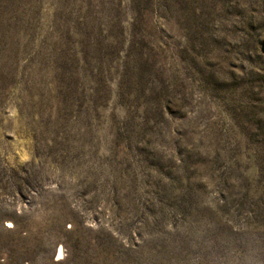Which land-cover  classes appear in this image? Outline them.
<instances>
[{"label": "rangeland", "instance_id": "obj_1", "mask_svg": "<svg viewBox=\"0 0 264 264\" xmlns=\"http://www.w3.org/2000/svg\"><path fill=\"white\" fill-rule=\"evenodd\" d=\"M0 264H264V0H0Z\"/></svg>", "mask_w": 264, "mask_h": 264}, {"label": "bare ground", "instance_id": "obj_2", "mask_svg": "<svg viewBox=\"0 0 264 264\" xmlns=\"http://www.w3.org/2000/svg\"><path fill=\"white\" fill-rule=\"evenodd\" d=\"M61 254H62V252H61Z\"/></svg>", "mask_w": 264, "mask_h": 264}]
</instances>
